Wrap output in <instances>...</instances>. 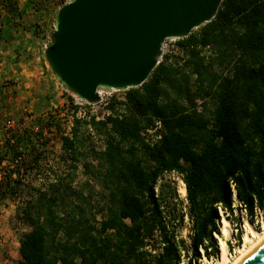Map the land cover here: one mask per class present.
Wrapping results in <instances>:
<instances>
[{
    "label": "trees",
    "instance_id": "16d2710c",
    "mask_svg": "<svg viewBox=\"0 0 264 264\" xmlns=\"http://www.w3.org/2000/svg\"><path fill=\"white\" fill-rule=\"evenodd\" d=\"M0 7L19 17L13 1ZM176 44L181 58L162 56L141 86L123 91L124 101L108 103L105 118L73 116L61 135L63 176L29 185L17 213L29 228L17 264H195L218 256V207L233 214L231 182L248 221L264 219V0H222L209 23ZM157 122L159 138L146 141L143 132ZM91 133L102 138L99 149L89 145ZM19 143L8 154V143L0 147V201L41 168L42 153L26 163ZM79 169L93 184L74 185ZM167 173L182 179L185 214ZM185 217L191 257L177 234Z\"/></svg>",
    "mask_w": 264,
    "mask_h": 264
},
{
    "label": "rangeland",
    "instance_id": "374dc122",
    "mask_svg": "<svg viewBox=\"0 0 264 264\" xmlns=\"http://www.w3.org/2000/svg\"><path fill=\"white\" fill-rule=\"evenodd\" d=\"M69 1L25 0L23 4L20 3V8L15 4L16 10H14V13H17L19 18L24 16L26 19L22 22L18 20L13 24V27L19 28L21 31L28 30L31 32L32 37L35 38L33 39L34 42L37 43L36 48L41 53L50 44L56 12ZM0 10L1 14H5V9L3 11L2 7H0ZM162 56H168L169 61L181 58L182 54L179 52L175 39H169L164 42ZM6 66L8 65L0 66V147L4 149V146L8 143V154V151L12 150L11 146L15 145L17 139H19L18 151L22 155L21 159H26V163H28L30 157H35L36 153H42L39 160L41 168L25 174V177L21 179V186L19 185V189L16 192L17 195L0 201V264H17L20 260L18 253L19 238L23 232L29 230L26 224L17 217V213L24 205L26 195L31 191L30 186L37 187L40 181L46 177L52 179L57 176H63L67 157L62 148L61 135L69 134L74 115L77 118H105L108 113V103L113 100L124 101V93L99 89L100 102L93 105L81 104L78 98L60 86L55 78L53 80L54 84H52V80L46 81L44 78L35 80L29 83L28 86L25 85L26 82H23L19 75L9 69V66ZM74 107H77L76 111ZM143 135L147 140H154L156 134L145 131ZM25 136H27V141L30 138V143L29 141L21 142L22 139H25ZM89 136V145L99 149L102 145V138L94 133ZM30 146L35 150L31 151ZM28 153H31V156ZM11 154L6 157L2 164V167L8 170H11L12 165V163L8 162ZM2 170L4 169H0V174ZM16 177L17 175L15 174ZM163 180L170 182L175 189L179 190L181 187L175 176L168 175ZM86 181H90L93 184L92 179L85 176L82 170L79 169L74 185L81 187L84 186ZM95 188L97 192H100L97 184H95ZM178 195L179 198L175 199L174 202L178 203V208L185 214L187 212V206L183 200L185 196H182L179 192ZM100 196L101 192L96 195V199L100 200ZM224 219L228 221V236L222 234ZM263 222L264 219L261 214L256 213L253 223H250L246 214L240 209H237L230 217H224L223 215L220 223L221 236L216 237L219 250L221 241L225 242L228 254L233 260L238 256L237 250L242 246L243 237L248 230L246 223L251 224L257 231L261 232ZM177 234L179 239L185 241L191 257L192 253L189 249L191 228L188 218L184 220L183 226L179 228ZM219 255H210L208 259L201 256L200 259L196 260L195 264H215L219 259Z\"/></svg>",
    "mask_w": 264,
    "mask_h": 264
},
{
    "label": "water",
    "instance_id": "95a60500",
    "mask_svg": "<svg viewBox=\"0 0 264 264\" xmlns=\"http://www.w3.org/2000/svg\"><path fill=\"white\" fill-rule=\"evenodd\" d=\"M222 0H70L44 51L54 78L87 103L98 89L141 86L166 40H181L216 15ZM237 264H264V241Z\"/></svg>",
    "mask_w": 264,
    "mask_h": 264
},
{
    "label": "crops",
    "instance_id": "0c3cea01",
    "mask_svg": "<svg viewBox=\"0 0 264 264\" xmlns=\"http://www.w3.org/2000/svg\"><path fill=\"white\" fill-rule=\"evenodd\" d=\"M24 1L13 0L19 8ZM24 19V16L15 18L4 13L0 16V66L7 64L9 69L26 82L25 85L29 86V83L44 78L46 81L52 80L54 84V76L44 59V49L39 52L31 32L13 27L18 20L22 22Z\"/></svg>",
    "mask_w": 264,
    "mask_h": 264
},
{
    "label": "bare ground",
    "instance_id": "6f19581e",
    "mask_svg": "<svg viewBox=\"0 0 264 264\" xmlns=\"http://www.w3.org/2000/svg\"><path fill=\"white\" fill-rule=\"evenodd\" d=\"M179 193L182 196L186 195V190L183 183L179 189ZM246 226L248 230L243 237L242 246L239 247L237 250L238 256L232 260L228 254L225 242L221 241L219 259L215 264H237L264 241V222L262 225L261 232L257 231L249 223H246ZM222 234L224 236L229 235L228 221L225 219L223 220ZM204 264H209V263H204Z\"/></svg>",
    "mask_w": 264,
    "mask_h": 264
},
{
    "label": "built area",
    "instance_id": "2783aa9c",
    "mask_svg": "<svg viewBox=\"0 0 264 264\" xmlns=\"http://www.w3.org/2000/svg\"><path fill=\"white\" fill-rule=\"evenodd\" d=\"M163 45H164V43H163ZM163 45H162V47H163ZM161 57H162V56H161ZM96 93H97V95H98V97H99V100H100V91H99V89L96 91ZM99 100H98L97 102H95V103H87V102H84V101L78 99V101H79L81 104H88V105L96 104V103L100 102ZM159 127H160V125H159V123L157 122V123L155 124V127H154V128H152V129H150V130H147V131H148V132H153V133H155V134H156V135H155V139H158L159 136H158L157 132H158V130H159ZM155 139H154V140H155ZM146 141H147V139H146ZM168 175L175 176V179H176L178 182H180V184L182 185L183 182H182V179H181V177H180L179 175H177L176 173H167V174L164 175V178H165L166 176H168ZM230 184H231V188H232V191H233V197H232V199H233V202H232L233 213H235L237 209H240V211H243V212L246 214V211H245V208H244L243 203H242V202L236 197V195H235V191H234V185H233V183L231 182ZM176 191H177V194H178L179 190L176 189ZM183 200H184V202H185V204H186V206H187L186 195H185V198H184ZM218 211H219V214L221 215V218H222V216H223V211H222L219 207H218ZM224 217H228V214H224ZM246 217H247V216H246ZM185 219H187V217H185ZM201 254H202V251H201Z\"/></svg>",
    "mask_w": 264,
    "mask_h": 264
}]
</instances>
